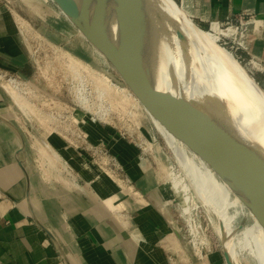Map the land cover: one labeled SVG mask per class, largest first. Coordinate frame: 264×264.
Segmentation results:
<instances>
[{
  "label": "crops",
  "instance_id": "1",
  "mask_svg": "<svg viewBox=\"0 0 264 264\" xmlns=\"http://www.w3.org/2000/svg\"><path fill=\"white\" fill-rule=\"evenodd\" d=\"M16 2L0 0V73L29 82L36 69L28 40L12 18ZM176 2L207 29L215 22L239 23L238 30L245 35L247 46L237 41L240 49L236 54L264 86V0ZM244 22L250 25L244 28ZM35 25L38 35H48L53 41L61 32L56 29L51 35L45 26ZM67 31L74 37V31ZM80 50L82 46L75 51L81 54ZM3 90L0 88V264H169L159 242L168 243L173 251L177 244L181 248L187 244L176 218L177 193L173 187L152 185L145 174L130 176L127 189L104 173L96 177L75 158L61 137L45 140L46 154L38 147H29L20 134L23 127L9 120L16 108ZM28 123L29 119L24 120ZM98 124L85 120L82 126L88 145L79 152L88 162L99 150L108 151L109 155H104L122 170L138 157L142 159L138 149L134 155L116 140L111 127ZM127 200L129 205L121 208ZM154 212L163 217L169 232L157 223H146ZM143 246L151 250L145 251ZM188 252L190 261L193 254ZM195 255L199 256L198 264H206L199 254ZM208 257L207 264H218L215 257L223 260L221 253H210Z\"/></svg>",
  "mask_w": 264,
  "mask_h": 264
},
{
  "label": "bare ground",
  "instance_id": "2",
  "mask_svg": "<svg viewBox=\"0 0 264 264\" xmlns=\"http://www.w3.org/2000/svg\"><path fill=\"white\" fill-rule=\"evenodd\" d=\"M23 1L27 3L34 13L38 14L39 17L58 31L68 32V29H73L75 34L69 41L56 44L53 57L38 65L34 75L35 79L40 77L49 82L53 78L64 79V83L67 84L70 76L80 75L93 67L89 56L100 58L101 54L87 43L86 45L92 51V54L89 55L87 52L85 53L86 55L76 53L75 50L82 45L83 41L85 42V38L61 10L59 13L58 10L48 5L45 0ZM71 2L77 6L89 23L93 25L95 19L90 1L71 0ZM150 2L156 10L157 23L167 40V45L175 55L176 60L179 61L182 72L185 74L183 85L186 86L188 91L189 104L197 110L206 132L210 136V143L219 147L217 139L220 135L225 137L233 150L236 173L240 174L245 179V182L264 199V88L231 51L218 43L213 33L200 28L175 0H150ZM13 13L23 25L28 27L24 18L17 11ZM249 25L250 23L244 22L242 27L245 28ZM212 28L223 35L237 39L241 46H247L244 40L245 35L241 32V29L238 30L236 27L222 29L219 28L216 22L213 23ZM51 70H56L58 73L54 75ZM61 74H63V78L59 77ZM101 78L108 87H114L116 104L126 106L131 103L135 110L131 111V113L136 115V112H138L143 116L133 94L126 86L108 80L111 79L109 76L101 75ZM31 82L33 83L34 81L31 80ZM4 85L6 84L4 83ZM5 89L6 91L4 92L10 98L13 97L17 100L20 104H18V107L21 106L24 111L39 110L36 122L41 129L39 131L43 137L45 133L50 134L56 130L63 133L61 129L56 127L59 126L58 124L56 126L53 125V114L48 110L42 112L50 99L48 95L45 94V96L42 94L43 92L32 90L30 82L16 88L14 85H6ZM51 95L55 96V94ZM52 106L60 109L59 111H68L75 122L87 119L98 127L100 126L93 115L73 108L61 100L54 101L50 108ZM77 131L79 134L80 129L77 128ZM103 131L105 132V130ZM144 133L146 134V143L155 152L156 146L157 148L159 147L158 138L154 134L153 137H149L146 130H144ZM113 135L118 142L127 145L132 154L135 155L139 150L137 147L138 143L127 141L120 134L115 135L113 133ZM42 144V149L44 150V140H42ZM68 148L88 172L96 177L104 173L124 189L130 187L128 186L130 176L135 177L145 174L151 178L154 177V166L149 159L143 160L138 157L127 170H122L113 166L107 156H100L88 162L75 145H68ZM155 155L160 162H163V158L158 154V151ZM217 155L231 173L235 172L222 153L218 152ZM166 168L172 178V187L175 188V191L185 192L186 200L182 203V210L186 214L193 236L195 237L197 234L201 237L202 229V225H198L191 214L192 208L197 206L194 201L198 194L205 203L211 205L216 211L220 235L225 239L228 263L242 264L238 258L236 244L230 238L229 227L232 222V216L224 209L225 204L230 207L227 199L190 174L193 181L189 179V185H183L182 187L185 189H181V183L176 179L173 169L171 167ZM129 203L130 201L127 200L122 204L121 208L129 205ZM146 223H157L164 231H170V228L158 212L149 215L146 218ZM242 234L243 249L250 250V253L255 255L259 264H264V235L262 232L254 226H247L244 227ZM143 249L148 252L151 250L147 246H143ZM177 249L182 250L179 244H177ZM167 259L169 264H190L187 256L178 260L175 254L170 253ZM214 259L218 264L223 262V260L217 261L218 258L216 257Z\"/></svg>",
  "mask_w": 264,
  "mask_h": 264
},
{
  "label": "water",
  "instance_id": "3",
  "mask_svg": "<svg viewBox=\"0 0 264 264\" xmlns=\"http://www.w3.org/2000/svg\"><path fill=\"white\" fill-rule=\"evenodd\" d=\"M52 1L131 91L187 177L192 175L223 195L230 204L224 209L232 218L264 235V199L236 173L225 137L217 139L219 147L210 143L197 110L189 104L185 74L167 45L150 0H89L93 25L71 0ZM218 152L235 172L219 160Z\"/></svg>",
  "mask_w": 264,
  "mask_h": 264
},
{
  "label": "rangeland",
  "instance_id": "4",
  "mask_svg": "<svg viewBox=\"0 0 264 264\" xmlns=\"http://www.w3.org/2000/svg\"><path fill=\"white\" fill-rule=\"evenodd\" d=\"M15 1H17L16 11L18 14L21 15L22 18H24L25 22L28 24V27L23 25L19 19H16L15 15L14 16L12 15V18H13V21H15L14 23L17 26V28L24 34L25 38L28 40L27 46L30 51V55L32 56L31 61H33V64L35 65V69H36L39 64L44 63L49 58L53 57L56 44L65 43L67 39L69 38L72 39L73 35L71 32L69 33L58 32L57 33L58 37L56 36L57 39L55 41H53L54 39H52L48 35H42V34L38 35L36 32V25H35L36 22L39 23L40 26L42 25L45 26V28L50 31L48 32L49 34H51L53 30L55 31L57 30L55 29V27H53L49 23L45 22L41 17H39L38 14L34 13V11L27 5L26 2H24L23 0H15ZM45 1L48 5H50L52 8H55L60 13V9L57 7V5L52 0H45ZM230 26H232L231 23L221 24L219 28L226 29ZM237 26H239V23L236 22L235 26L233 27H237ZM211 27L212 26H210V29H207L206 31H210L213 33V35L220 37V40H218V38L216 39L218 43L221 46L225 47L227 50L231 51L235 55V53L238 52L240 49L239 46L236 44L235 39L230 38L228 36H224L222 34L219 35L218 33L220 32L218 30L217 31L211 30ZM73 31L74 30L72 29V32ZM58 40H63V41L61 42ZM86 43L89 44L87 40H85V42L83 41V44L81 45L82 46L81 55L82 54L86 55L85 54L86 52L89 53V55L92 54V51L88 49L87 46L85 47ZM235 57L239 60V58L236 55ZM89 59L93 67H91V69L88 71L92 73V75L96 76L95 79L97 80L96 83H97L98 88L102 87L101 82H104L99 74L109 76L116 83L118 82L126 86L104 58H102L101 56L100 58L99 57L94 58L92 56H89ZM51 72L54 75L58 73L56 72V70L55 71L51 70ZM59 77L63 78L64 76L63 74H61ZM32 79L36 83L38 88L42 89V90L38 89L35 86V84L32 83L31 80H29L32 90L43 92L42 93L43 95L46 94L50 98L49 101L46 103V106L44 107L42 112L45 110H48L50 113H52L54 117L53 125L56 126L58 124L59 126H56V127L58 129H61V131L65 134H62L60 131L56 130L50 134L45 133L43 137L42 133L39 131L40 129L38 127L39 125L36 122L37 120L36 118L38 115L37 112L39 110H35V109L28 110L29 111V114H28V112L24 111L21 106L20 107L22 109L18 107L19 102H17V100H15L12 97L10 98L11 103L13 104V106H15L16 109L15 108L14 109L16 110V112L14 110L12 119H9V120H11V122L14 124L20 125L21 127H23L22 130L20 131V134L23 137V141H26V139L28 140L29 147H33V149L38 147L39 152L46 154L47 152L46 149L44 150L42 149V145H43L42 140L44 141L48 140L49 137L51 138L61 137L62 139H64L62 136L73 137L74 135L78 136V137H75V139L77 140L81 138V136L77 134L78 133L77 128L79 126V129L83 131L82 126L85 120L87 121V119H81L79 122H75L72 118V115L68 111L66 112L59 111L60 109H57L55 106H52L50 108V106L52 105L54 101L61 100L73 108H76L78 110L84 111L85 113L93 115V117H95L98 123L102 124L103 126L108 125L109 127H111V131L115 135H118V134L122 135L123 133H125L127 141L138 143L137 147L139 149V156L143 160L150 158L154 164V170H155L154 177L151 178L148 175H145L146 179L149 181L150 184L153 185L155 183H163L172 188L173 186L172 178L169 176L167 168H166V167H171L173 169L172 171H174L175 173L174 175L176 176V179L180 181L181 187L183 185H189L188 184L190 182L189 178L185 175L183 170L178 166L172 154L170 153L169 149L166 147L165 143L162 141V139L159 137L156 131L151 127V125L144 118V116L140 115L138 112H136L137 116L131 113V111H135V110L133 109L134 107L132 106L130 101H129L130 104L126 106H121L119 104H116L115 92H113L112 88L107 89L108 97L112 102L110 115L107 113L106 115H104L101 112L95 111V109H93L92 107L80 106V104L75 99V95L73 91H71L72 85L74 82V79L72 78V76H70L69 79L67 80V84L64 83L65 82L64 79L62 80V79L53 78V79H50V82L40 77H37L36 79L33 77ZM4 83L6 85H11V86L14 85L16 88V87H20L24 85L25 83H28V81L23 80L21 79V77H18V76H14V75L8 76L5 73L4 74L0 73V88L1 89L4 88V90L6 91L5 89L6 85H4ZM38 83H42L44 86L41 88L38 85ZM51 94H55V96H52ZM6 95L8 96V94ZM95 100H96V97L95 96L92 97V101H95ZM2 117H5L4 114H2ZM26 119H29V123L27 125L24 124V120ZM24 125H26V127ZM144 130L148 132L149 137L150 136L153 137L155 135L158 138L159 147L157 148L156 146L155 152L152 148L150 149V147L146 143V139H145L146 134L144 133ZM64 140L66 141V139ZM84 145L87 146L88 143ZM157 151H158V154L162 156L163 162L162 161L160 162V160H158V158L156 157L155 154ZM104 154L109 155L108 151L99 150L98 152H95L94 156L95 158L100 157V156L105 157ZM108 160L109 162H111L109 158ZM111 164L114 166L113 162ZM173 189L175 190V188ZM181 189L184 190L185 188L182 187ZM176 193H177V196L175 198V209L177 213L176 218L179 221L180 230L182 231V234L187 244L184 246V248H182V250H178L174 247L173 248L174 251H173L172 249H170L171 246H169L168 243L166 244L165 242L160 241L159 248L162 247L164 254H166L167 256H170V253L175 254L178 260H180L181 257L184 258V256H186L185 252L189 253L188 252L189 250L193 254L192 255L193 258L191 257L190 264H198L197 262L199 261L198 259L199 256L195 255L197 254L196 253L197 248L199 250L198 254L200 255L202 261L205 262L206 264L209 261L208 256L210 253H221L223 260H224V264H229L226 258L225 239L220 235V229H219V225L217 222L218 217H217L216 211L213 209L211 205H208L207 203H205L202 197L197 194V197L194 201V204H196L197 206L192 208L191 214H192L193 219L196 220L197 224L202 225V229H201V237H199L196 234L195 239H194V236L193 234H191V229L189 228V224L186 219L187 218L186 214H184V211L182 210V205H183L182 203L186 200L185 192L178 191ZM144 203L146 202L144 201ZM244 227H247V225L242 223L238 219L232 218V222L229 227L230 228V238L236 244L238 258L242 262V264H259L255 255L250 253V250L243 249L244 243H243L242 232L244 230ZM165 245L166 246L168 245L170 248L168 246L166 248Z\"/></svg>",
  "mask_w": 264,
  "mask_h": 264
},
{
  "label": "built area",
  "instance_id": "5",
  "mask_svg": "<svg viewBox=\"0 0 264 264\" xmlns=\"http://www.w3.org/2000/svg\"><path fill=\"white\" fill-rule=\"evenodd\" d=\"M216 23L218 24L219 27L221 26L220 22H216ZM230 23L232 26H230L228 28H231V27L235 26V24H236V22L234 20H231ZM236 28H239V26H237ZM211 30H213L212 27H211ZM213 31H216V30L214 29ZM218 34L220 35L222 33H218ZM213 36H215V35H213ZM224 36H226V35H224ZM215 37L218 38V40H220V37H217V36H215ZM233 39H235V38H233ZM235 41L237 42V39H235ZM37 69H38V67L36 68V70ZM7 75L9 76V74H7ZM99 75H100V77H101V75L106 76L103 74H99ZM72 78L74 79V82H73L71 91H73V93L75 95V99L80 104V106L92 107L93 109H95V111L101 112L104 115H106V113L110 115L112 102L108 97L107 89L112 88V90L114 92L113 86L108 87L105 82H101L102 87L98 88L97 83H96L97 80L95 79L96 76L92 75V73H90L89 71L83 72L77 76H73ZM108 80L113 81L112 79H108ZM94 96L96 97V100L92 101V97H94ZM96 109H98V110H96ZM78 128H79V126H78ZM62 134H65V133H62ZM78 135L81 136L80 139L78 138L79 140L75 139V137H78L76 135H74L73 137H66V136H62V137L64 139H66V141L68 142L69 145H75V147L79 150L85 146L84 144L88 143V140H87L88 136L81 129H80V133ZM121 136L126 139L125 133H123ZM81 140L83 141V143ZM194 239H195V237H194ZM198 251L199 250L197 248V251H196L197 254H198ZM201 254H202V252H201Z\"/></svg>",
  "mask_w": 264,
  "mask_h": 264
},
{
  "label": "trees",
  "instance_id": "6",
  "mask_svg": "<svg viewBox=\"0 0 264 264\" xmlns=\"http://www.w3.org/2000/svg\"><path fill=\"white\" fill-rule=\"evenodd\" d=\"M176 1V0H175ZM196 23V22H195ZM197 24V23H196ZM200 28L204 29V30H207L206 27L204 26H201L199 24H197ZM235 55L238 57V54L235 53ZM240 60V59H239ZM241 64L244 66L243 62L240 60ZM245 67V66H244ZM250 74L255 78V80L264 88V86L259 82V80L250 72Z\"/></svg>",
  "mask_w": 264,
  "mask_h": 264
}]
</instances>
